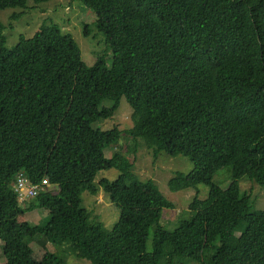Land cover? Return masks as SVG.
<instances>
[{
    "label": "trees",
    "instance_id": "trees-1",
    "mask_svg": "<svg viewBox=\"0 0 264 264\" xmlns=\"http://www.w3.org/2000/svg\"><path fill=\"white\" fill-rule=\"evenodd\" d=\"M76 1L96 15L107 43L92 66L55 24L8 48L0 23L4 263L67 264L54 244L91 264H264V211L239 185L248 178L264 187V0ZM26 8L27 0H0V11ZM137 72L147 79L143 98L132 95ZM122 98L133 126L95 129ZM123 135L142 139L155 156L188 159L186 185L207 188L176 229L160 224L173 205L158 186L132 180L134 162L120 150L106 157ZM111 170L116 182L95 184ZM226 170L233 182L222 190L213 178ZM20 175L50 187L20 203L11 189ZM99 189L120 209L111 230L83 206L82 195ZM37 210L47 212L41 223L23 220Z\"/></svg>",
    "mask_w": 264,
    "mask_h": 264
},
{
    "label": "rangeland",
    "instance_id": "rangeland-1",
    "mask_svg": "<svg viewBox=\"0 0 264 264\" xmlns=\"http://www.w3.org/2000/svg\"><path fill=\"white\" fill-rule=\"evenodd\" d=\"M96 15L89 9L84 8L76 0H53L50 3L36 5L33 0H27L26 9H8L0 11V23L3 25L5 46L13 47L21 37L32 38L45 25H57L64 33H69L78 43L83 61L92 66L99 55H107V43L104 35L95 26ZM89 28V34L85 29ZM108 66L111 65V52L106 57ZM147 86V79L142 73L134 74V87L132 95L143 98ZM109 107V102L103 104ZM132 108L125 98L121 99L118 110L110 117L102 118L93 124L95 129L111 130L118 126L121 130L130 129ZM110 147L106 150V157L110 158L114 151L121 153L134 162V169L130 173L132 180L147 182L153 181L165 198L173 205V209H164L160 224L167 230H174L182 220L190 217V204L198 199H207L208 190L204 186L193 189L186 185L185 178L193 170V165L184 157H170L166 154L155 156L149 151L142 139L135 140L131 136L123 135L116 149ZM119 172L115 170L102 171L98 174L95 184L102 180L114 183L119 178ZM233 178L229 170L218 172L213 178V183L222 190L228 189ZM242 192L253 196L255 209L264 211V187H261L248 178L241 182ZM54 191L57 188H53ZM83 206L90 212V219L97 218L107 230L114 228L120 217V209L114 205L110 197L101 189L97 196L87 193L82 195ZM47 215L44 210L26 213L23 220H30L33 225L41 223V219ZM46 218V217H45ZM240 235V234H238ZM40 254L43 250L37 241L32 244ZM152 239L147 243V249L151 252ZM52 252L62 256L67 264H91L87 260L78 259L71 252L49 244ZM0 264H5L2 256V242L0 241Z\"/></svg>",
    "mask_w": 264,
    "mask_h": 264
},
{
    "label": "built area",
    "instance_id": "built-area-1",
    "mask_svg": "<svg viewBox=\"0 0 264 264\" xmlns=\"http://www.w3.org/2000/svg\"><path fill=\"white\" fill-rule=\"evenodd\" d=\"M49 187L50 183L48 180L43 181V183L39 185H31L24 175H20L16 183L11 185L12 191L18 195L20 203L32 202L43 192H46Z\"/></svg>",
    "mask_w": 264,
    "mask_h": 264
}]
</instances>
